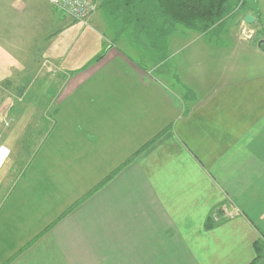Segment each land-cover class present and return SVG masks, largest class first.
<instances>
[{
    "label": "crops",
    "instance_id": "crops-1",
    "mask_svg": "<svg viewBox=\"0 0 264 264\" xmlns=\"http://www.w3.org/2000/svg\"><path fill=\"white\" fill-rule=\"evenodd\" d=\"M28 3L16 11L37 28L8 40L37 86L5 68L0 83L40 121L3 102L0 264H264L263 47L179 25L155 47L98 15L82 44L60 10Z\"/></svg>",
    "mask_w": 264,
    "mask_h": 264
},
{
    "label": "rangeland",
    "instance_id": "rangeland-1",
    "mask_svg": "<svg viewBox=\"0 0 264 264\" xmlns=\"http://www.w3.org/2000/svg\"><path fill=\"white\" fill-rule=\"evenodd\" d=\"M24 1H28L29 6L35 5L36 2L38 1L39 2L38 4L40 6L41 4L40 1L42 0H0V68H5V72L7 75H9L10 77L19 79L20 81H22L21 84H24L27 87V85L37 86L36 76L34 75L35 71L31 68L23 67V65L21 66V62H23V60H26V59H23L24 55L21 49V42H17V40H11V41L8 40L9 32L10 33L17 32L19 34L22 28L27 29L29 27L31 28L34 27L33 28L34 30L38 26L36 16L34 15L26 16V14H37L36 12L34 13L30 12V9L28 8L25 12H23V14L25 15L21 16L19 15L21 13H19V11H16V10H20L19 6ZM95 1H96L95 10L93 11L92 14H90L89 17H87L83 21L74 20L60 11L62 14L68 17L71 21L77 23L76 29L78 31V36L80 35V32H81L82 34L81 38L84 36V34H87L88 36V22H90V18L92 15H98L99 17L104 18L107 22L110 23L109 26L111 28L115 26H117V28L118 27L121 28L122 26L120 18H117L111 14H108L107 10L103 7L104 0H95ZM45 2L53 6L48 0H45ZM229 4H230V7H229L230 13L226 16V18L221 22L220 25L214 27L212 30H218L219 28H222V27L231 26V28L234 29V32H236L240 38L242 29L245 28L246 30H249L252 32L250 39L253 40L254 42H257V44L260 40L264 39V0H229ZM46 7L42 9L44 12L45 11L47 12L49 10V8H46ZM247 14L253 16L254 18L253 23L248 24L244 21V17ZM234 19L235 20L237 19L238 23L237 25L232 26L231 22ZM96 27H98V29L100 28L98 25ZM19 37H21V34ZM79 39L80 38H78V43L80 40L82 44L88 43V37L86 41H84L83 38L80 40ZM143 40L146 41V38H144ZM143 40L141 41L143 42ZM262 47L264 49V45ZM27 61H29V63H32V62H35L36 60L35 58L34 59L30 58ZM20 68H22V71ZM15 87L8 88L6 91L5 90L6 88L3 85V83H0V121L3 124L9 125V126H10L11 121H10V118H8L9 116L7 117V115H5V112L3 111V108H2L3 102L9 101L12 105L15 106L16 104H23L25 102L24 99H26L25 97H21L20 95H18V90L16 91ZM36 89L37 88H35L34 90ZM49 95H51V93ZM32 98L33 96L30 97V99ZM32 101L33 100H29L28 104L24 103V106L23 105L21 106H23V108L25 109V112L29 111L31 107L34 109L32 111L34 117L33 116L29 117L27 121L30 122L31 124L34 123V126H35L37 121L38 120L40 121V119L38 118L37 112H36V111H39V109H37L39 108V105H37L36 102L33 103ZM38 101L41 102L42 100L38 99ZM48 103L49 101H45L44 105H41V104L40 105L42 107L44 106L49 107L51 103L49 104ZM22 122L24 121L19 120L18 123H16V126H18V124ZM0 128H7V127L0 125ZM0 130L3 131V129H0ZM32 134L33 133H31L30 135ZM23 139H26V138L24 137ZM13 140H16V139L14 138ZM14 142L15 141H13V143ZM8 145L9 143H8L6 136L0 132V148L5 149L7 151V155L10 154ZM18 148L19 147H17V149ZM5 168L6 167H4L2 171L0 172V182L2 181L4 177V172L6 170Z\"/></svg>",
    "mask_w": 264,
    "mask_h": 264
},
{
    "label": "trees",
    "instance_id": "trees-1",
    "mask_svg": "<svg viewBox=\"0 0 264 264\" xmlns=\"http://www.w3.org/2000/svg\"><path fill=\"white\" fill-rule=\"evenodd\" d=\"M103 7L155 47L175 26L206 33L230 13L229 0H104Z\"/></svg>",
    "mask_w": 264,
    "mask_h": 264
},
{
    "label": "built area",
    "instance_id": "built-area-1",
    "mask_svg": "<svg viewBox=\"0 0 264 264\" xmlns=\"http://www.w3.org/2000/svg\"><path fill=\"white\" fill-rule=\"evenodd\" d=\"M55 8L59 9L62 13L69 16L70 18L78 21H83L87 17L90 16V14L93 13L96 6L95 0H48ZM252 32L249 30H246L245 28L242 29L241 32V38L247 39L251 37ZM7 105V107L11 104L9 101H7L4 106ZM5 108V107H4ZM223 215L226 217L233 216L235 212H230L223 210ZM219 211H216L213 214V219L217 221L219 219L218 217Z\"/></svg>",
    "mask_w": 264,
    "mask_h": 264
},
{
    "label": "water",
    "instance_id": "water-1",
    "mask_svg": "<svg viewBox=\"0 0 264 264\" xmlns=\"http://www.w3.org/2000/svg\"><path fill=\"white\" fill-rule=\"evenodd\" d=\"M244 21H245L246 23H248V24H251V23H253L254 18H253L252 15L247 14V15L244 17ZM263 45H264V39H262V40H260V41L258 42V46L262 47ZM7 105H8V104H6L5 107H7Z\"/></svg>",
    "mask_w": 264,
    "mask_h": 264
},
{
    "label": "bare ground",
    "instance_id": "bare-ground-1",
    "mask_svg": "<svg viewBox=\"0 0 264 264\" xmlns=\"http://www.w3.org/2000/svg\"><path fill=\"white\" fill-rule=\"evenodd\" d=\"M7 156V151L3 148H0V165L4 162Z\"/></svg>",
    "mask_w": 264,
    "mask_h": 264
}]
</instances>
